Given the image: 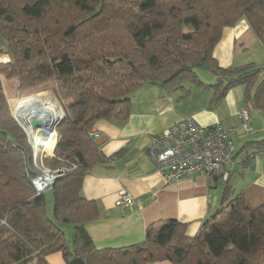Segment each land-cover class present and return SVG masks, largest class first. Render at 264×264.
<instances>
[{
  "label": "trees",
  "instance_id": "1",
  "mask_svg": "<svg viewBox=\"0 0 264 264\" xmlns=\"http://www.w3.org/2000/svg\"><path fill=\"white\" fill-rule=\"evenodd\" d=\"M241 19L264 46V0H0V42L11 57L0 63V75L16 78L20 89L56 83L64 118L45 163L68 168L46 189L49 216L46 190L37 194L30 182L37 174L30 144L0 81V264H48L45 256L58 251L67 264L73 257L85 264H264V197L256 203L248 191L231 197L232 172L222 181L220 206L193 237L186 224L169 219L122 248L93 245L84 224L98 217V205L80 194L89 168L108 160L92 126L126 121L144 84L173 91L190 82L212 90V103L245 85L244 101L264 117V67L224 68L212 56L223 28ZM196 63L216 82L203 83ZM17 99H9L11 111ZM261 153L264 137L235 148L234 159L246 168Z\"/></svg>",
  "mask_w": 264,
  "mask_h": 264
},
{
  "label": "crops",
  "instance_id": "2",
  "mask_svg": "<svg viewBox=\"0 0 264 264\" xmlns=\"http://www.w3.org/2000/svg\"><path fill=\"white\" fill-rule=\"evenodd\" d=\"M254 50L258 56L252 58L250 54ZM212 56L224 68L264 67V46L245 19L223 28ZM202 82L213 84L216 78ZM246 88L245 85L233 87L221 100L212 103V90L190 82L173 91L144 84L132 96L131 112L126 121L94 123L91 130L98 133L93 137L94 142L108 160L89 168L83 177L80 194L98 205V217L84 224L97 249L137 244L144 239L148 225L163 220L186 224L190 237L199 231L205 219L220 206L222 182L213 181L214 176L197 173L167 183L147 155V149L155 135L185 117H192L205 127L219 123L225 130L236 128L235 142L263 138L264 117L244 101ZM245 108L249 113L248 131L242 126L239 114ZM230 185L231 197L248 191L254 203L263 198L264 153L252 156L246 168L236 160ZM121 190L131 195V204H115ZM45 260L48 264H67L60 251L46 255ZM153 264L173 263L161 260Z\"/></svg>",
  "mask_w": 264,
  "mask_h": 264
},
{
  "label": "built area",
  "instance_id": "3",
  "mask_svg": "<svg viewBox=\"0 0 264 264\" xmlns=\"http://www.w3.org/2000/svg\"><path fill=\"white\" fill-rule=\"evenodd\" d=\"M4 62L6 61H0V63ZM239 114L243 123L242 126L249 129L247 111L242 109ZM61 115H63L62 111ZM236 130V128L222 129L219 123L205 127L199 125L192 117H185L173 123L160 134L155 135L147 149V155L157 170L162 173L167 183L197 173L216 176L222 182L230 177L236 162L233 143ZM58 131L56 127L53 128L44 142L43 148L40 147L43 142L42 134L38 130L34 131V136H31L30 132L27 134L32 147L42 156L49 145L52 144L51 149L54 150L60 138ZM91 136L97 137L98 133L91 131ZM35 163L37 164V174L30 179V182L37 194L50 188L56 179L68 170L64 166L48 167L43 159L38 160L39 164L35 159ZM131 203V195L125 190H121L115 204Z\"/></svg>",
  "mask_w": 264,
  "mask_h": 264
},
{
  "label": "rangeland",
  "instance_id": "4",
  "mask_svg": "<svg viewBox=\"0 0 264 264\" xmlns=\"http://www.w3.org/2000/svg\"><path fill=\"white\" fill-rule=\"evenodd\" d=\"M255 52H256V50H254L250 54L252 58H254V56H258V55H256L257 53H255ZM2 60H5L6 62H8V61H11V57L9 56V54L6 51L5 43L0 42V61H2ZM6 62H4V63H6ZM194 71L196 72L198 78L200 80L204 81V82H208V80L214 79V76L206 68H202V67L198 66V67H194ZM0 81L2 83V88H3V91L5 93V96H6V99H7V104L9 106L11 114H12V111H11V108H10V105H9V99L18 98L17 99V101H18L20 98H23V97H26V96L39 94L41 92H50V93L53 94L54 98L56 99L57 103L59 104L60 109H61V111H62V113L64 115V105H63L64 102H62L58 98V96L56 94V83L55 82L49 81V82H46V83H44V84H42L40 86H37V87L20 89L18 87V82H17L16 78L7 79L3 75H0ZM17 101H16V103H17ZM16 103H15V105H16ZM259 115H261V114H259ZM58 127L59 126H56L57 130H59ZM244 129L246 131H248L247 128H244ZM23 130H24V132L26 134L27 141L29 142L30 139H29V136H28L27 132L25 131L24 127H23ZM58 133H59L60 138H61V134H60L59 131H58ZM60 138H59V140H60ZM238 140L236 142H235V140H233L235 148L236 147H240V145H242L244 143V142L241 143V140H239V141ZM29 144H30V142H29ZM52 146H53L52 144L49 145V147H47V149L44 151V154L41 156L40 152H38V151L36 152L35 148H33L32 145L30 144L31 151H32V163H33V166H34V168L36 170H37V168H36L37 164L35 163V159H36V161L38 163V160L43 159L45 161L46 158L54 156V150L52 151V149H51ZM44 166L43 167L46 168V165H44ZM44 195H45V199H46L47 212L49 213V216H51L53 202H52V196H51L50 190H46ZM65 232H66L67 239L70 238L69 231L65 230Z\"/></svg>",
  "mask_w": 264,
  "mask_h": 264
},
{
  "label": "bare ground",
  "instance_id": "5",
  "mask_svg": "<svg viewBox=\"0 0 264 264\" xmlns=\"http://www.w3.org/2000/svg\"><path fill=\"white\" fill-rule=\"evenodd\" d=\"M13 116L24 127L26 132L34 136V131L27 126L31 117H39L42 121V129L39 130L43 136H48V131H52L55 121L61 116V109L53 94L41 92L39 94L20 98L12 110Z\"/></svg>",
  "mask_w": 264,
  "mask_h": 264
},
{
  "label": "water",
  "instance_id": "6",
  "mask_svg": "<svg viewBox=\"0 0 264 264\" xmlns=\"http://www.w3.org/2000/svg\"><path fill=\"white\" fill-rule=\"evenodd\" d=\"M200 66V63H196L195 64V67H198ZM202 68H205V65L203 64L201 66ZM11 116L14 118V120L23 128V126L18 122V120L13 116V114H11ZM64 118V115H61L57 121H55V123L53 124L52 126V130L54 127L56 126H59L60 122L63 120ZM27 126H29L32 130H41L42 129V121L40 120L39 117H31L29 120H28V124ZM48 131V136L49 134L52 132L50 130H47ZM48 136H41V139L43 140V142L40 144V147L43 148L44 147V142L47 140ZM69 264H85L84 261L80 258V257H73L70 259L69 261Z\"/></svg>",
  "mask_w": 264,
  "mask_h": 264
}]
</instances>
